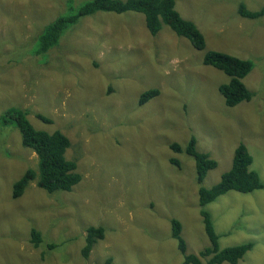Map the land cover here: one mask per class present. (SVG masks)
I'll use <instances>...</instances> for the list:
<instances>
[{
    "label": "rangeland",
    "instance_id": "rangeland-1",
    "mask_svg": "<svg viewBox=\"0 0 264 264\" xmlns=\"http://www.w3.org/2000/svg\"><path fill=\"white\" fill-rule=\"evenodd\" d=\"M86 1L0 0V115L22 108L36 130L62 132L70 141L66 158L76 160L82 177L71 192L52 194L34 180L13 199V183L38 161L13 123L0 127V264H181L171 219L181 223L186 253L198 254L209 241L194 161L170 148L192 136L196 150L217 162L206 188L231 168L239 144L251 155L263 189L228 191L202 209L220 249L251 242L237 264H264V16L237 12L240 3L259 10L264 0H175L203 35L202 51L168 26L151 36L143 14L128 11L82 17L46 55H36L43 28ZM209 50L252 62L242 80L250 101L224 104L218 87L229 78L202 64ZM153 88L160 94L139 105ZM91 226L105 235L83 258ZM32 228L42 236L39 247L30 241Z\"/></svg>",
    "mask_w": 264,
    "mask_h": 264
},
{
    "label": "trees",
    "instance_id": "trees-1",
    "mask_svg": "<svg viewBox=\"0 0 264 264\" xmlns=\"http://www.w3.org/2000/svg\"><path fill=\"white\" fill-rule=\"evenodd\" d=\"M128 11L143 14L145 27L151 36L157 35L164 25L168 26L177 36L187 39L194 49L198 51L205 49L203 35L193 22L179 15L175 9V0H88L76 10L59 16L47 24L39 34V44L34 53L46 55L52 47L58 44L66 28L74 26L82 17L91 16L97 12L122 14ZM237 12L241 17L255 19L264 16V6L259 10L250 11L240 3ZM202 64L223 72L229 78L227 83L218 87L227 107H234L241 102L251 100L253 94L242 82L253 67L251 61L209 50L203 54ZM159 94L160 91L157 88L145 90L140 94L138 104L143 105ZM27 116V110L17 107L8 108L0 115V127L4 128L13 123L20 133L21 145L32 150L38 161L37 170L31 168L25 170L22 176L13 183L12 198L21 197L29 183L34 180L38 188L49 194L71 192L72 188L80 183L82 177L77 172L76 160L66 158V151L70 147L69 139L60 131L46 133L36 130ZM35 116L45 124L51 123L50 119L41 114H35ZM170 148L175 154L184 152L193 158L196 182L199 185L197 196L201 207L200 216L209 241V246L198 254H187L186 244L181 236V223L177 219H171V237L176 241L177 249L183 256L181 264H202L201 259H205L206 264H237L253 247V244L247 242L220 249L218 235L214 230L210 214L202 208L228 191L248 194L263 189L258 174L250 170L253 159L247 148L243 144L235 148L231 168L223 173L219 181L211 188L204 187L202 183L207 172L217 167V162L208 154L196 150L195 137L192 136L184 147L178 143H172ZM170 162L179 166V161L175 158L170 159ZM104 235L105 229L102 226L89 227L86 230L81 256L87 258L93 245L103 239ZM30 237L35 247H39L43 242L40 232L34 228L31 229ZM49 247L53 248L52 245Z\"/></svg>",
    "mask_w": 264,
    "mask_h": 264
}]
</instances>
